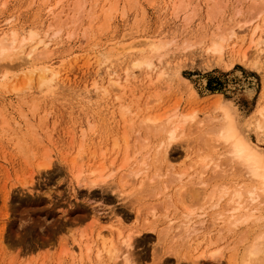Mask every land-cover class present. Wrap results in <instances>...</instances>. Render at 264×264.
I'll return each mask as SVG.
<instances>
[{
	"label": "rangeland",
	"instance_id": "rangeland-1",
	"mask_svg": "<svg viewBox=\"0 0 264 264\" xmlns=\"http://www.w3.org/2000/svg\"><path fill=\"white\" fill-rule=\"evenodd\" d=\"M84 1L0 0L1 31L11 33L16 30L19 37H27L33 31L38 33L23 52L0 58V65L22 63L32 45L44 39L49 44H38L33 51L36 63L47 62L59 71L51 95L44 94L36 79L24 86L21 80L15 82L18 89L11 84L5 88L0 85V264H121L119 259L109 262L96 260L94 248L87 257L82 252L84 260L80 259L77 247L74 254L69 249L75 244L74 238L93 233L96 226L93 219L99 214L106 229L115 215L122 218L125 226L136 229L132 264H196L184 254L190 253L194 257L201 250L212 248H220L222 255L214 258L203 256L200 264L238 263L245 245L253 239L251 236L254 237L261 228L264 230V219L255 220V224L251 219L230 227L223 213L227 209L226 213H230L232 203H228L226 196L219 200L218 191L210 198L205 194L211 192L215 182L222 183L224 180L226 183L229 179L237 180V176L213 174L211 168L215 163L209 159L212 156L207 158V162L210 160L209 163H213L211 167L208 165L210 169L208 166L202 169L199 161L207 148L202 142L205 137L198 138L201 134H197L200 130L194 123L197 120L190 122L191 127L188 124L185 137L172 143L171 155L175 165L172 162L170 169L181 170L189 164L187 168L192 183L190 180L187 183H191H188L190 187L196 184L194 187L198 190L202 186L197 181L207 177V188L202 189L204 194L200 195L202 200L200 197L197 200L189 186V192L193 193H185L182 195L184 200H175V204H169L164 195L151 194L152 184L147 186L151 192L146 186L140 187L139 182L138 185L134 182L135 186L132 182L120 191L117 183L120 181L119 173L128 171L122 169L115 177L99 185H78L69 163L81 151L86 156L84 166L93 156L96 160L116 157L118 162L121 161L123 153L113 147V140L120 137L123 126L126 127L121 109L127 103L138 114L165 113L177 105L181 111L197 112L198 123L209 118L206 121L208 125L211 117L218 114L216 99L220 93L222 97L236 102L244 122L256 108L264 84V43L249 47L246 59L242 55L250 44L252 25L264 23V0ZM260 10L259 16H256ZM249 20L252 22L244 23ZM231 28L234 33L225 42L222 54L212 51L209 46L214 36L225 35L224 31L229 36ZM148 38L166 42L159 55L153 58L155 70L132 66V59L140 56V51L121 47L125 43H139ZM161 69L163 74L158 77ZM117 77L127 88L123 86L118 90L115 85H110L109 92L104 93L102 85ZM117 94L121 99L117 100ZM10 117L20 119L23 127H28L27 123L37 126L34 128H37L41 139L35 140L36 133L32 131L25 133V130H15L17 127L14 124L9 126L7 120ZM207 125H203L205 129H208ZM23 133L34 135L23 143V146L26 143L25 149L17 137ZM258 133L254 127L249 130L252 140L264 148V141L257 138ZM46 154L52 156V164L39 166V160H46ZM197 155L200 157L197 158ZM151 168L155 170L156 166L151 165ZM166 169L163 166V171ZM170 169L168 172H171ZM201 170L207 172L199 173ZM187 176L186 179L189 178ZM231 180L230 187H233L235 183ZM171 183L166 191H176L173 187L177 189L180 185L176 187L175 182ZM131 190L139 191L135 194L130 193ZM246 194L248 192L245 191L244 196ZM138 207L141 211L137 219ZM187 207H192L195 221L198 219L203 225H199V234L192 235L190 246H183L182 241L186 238L182 237V228V232H178L177 225L185 220L183 216ZM261 208L264 209V206ZM261 208L259 212L264 213ZM150 209H156V214L152 215ZM218 212L224 216L221 217ZM93 214L96 215L93 217ZM169 219H173L174 229L163 238L161 228ZM200 226L204 228L200 229ZM180 237L184 240L181 241ZM82 238L84 243L87 238Z\"/></svg>",
	"mask_w": 264,
	"mask_h": 264
},
{
	"label": "bare ground",
	"instance_id": "bare-ground-1",
	"mask_svg": "<svg viewBox=\"0 0 264 264\" xmlns=\"http://www.w3.org/2000/svg\"><path fill=\"white\" fill-rule=\"evenodd\" d=\"M81 4L84 5V3H81ZM115 4L113 6H115ZM260 9H262V8H260ZM260 12H261V10L256 13L257 14L256 16H259ZM250 21L251 20H249L247 22L244 21V23L249 24ZM230 30H231L232 34L230 33L229 36H228V34H226L227 32H225V31L223 32V33H225V35L220 33L217 36H214V39L212 40V43L210 44L209 48L214 52H218V53L222 54V51L225 48V42L228 40L229 37H232V35L234 33L233 28H231ZM15 31L12 30L11 33H7L6 31L0 30V58L11 57L14 53H16L18 51L23 52L25 50V48L27 47L28 43L33 41L35 39V37H37V35H38L37 32L33 31L30 33V35H29V33H27L29 36H27V37L21 36L22 37L21 38V37H19L18 32L16 33ZM22 34H24V33H22ZM41 43H43L45 45L49 44V42L47 40L45 41L44 39H40V41L37 44H35L34 46L32 45V49L26 53V56H25L26 59L24 58L25 61H23L22 63L14 65L10 62L11 64L5 63V64L0 65V83H1L0 85L2 87L8 86L11 84V86L14 88L15 82H17L19 80H21L20 81L22 83L21 85L24 86L25 84H29L30 81L36 79L37 85H40V88L43 90L44 94L51 95L52 93H54V89H55L54 88V85H55L54 82L56 81V78L59 76L58 69L55 68L53 65H49L47 62L42 63V64H37L36 63L37 58L35 56H33V51L36 49V45L41 44ZM165 43L166 42H163V41L156 42L154 39L152 40L151 38L150 39L148 38V39L143 40V41L140 40L139 43H133V44H126L125 43L121 47L124 49H128V50H133L136 48V50L140 51L139 53H141V55L138 56L137 58H135L134 60L132 59V66H134V67L144 66L146 68H150L151 70H155V68L153 67L154 66V59L153 58L156 55H159V51H161V49L164 47ZM261 43H264V23L256 22L252 25L251 41H250V44L248 45V48L245 49L242 53L243 58L246 59V57L248 55L249 47H251L253 45L259 46ZM241 46H242V44L239 47H241ZM45 47H47V46H45ZM46 49H44V50H46ZM148 49H149V51H147ZM238 51H240V48ZM41 53H43V52H41ZM40 56H41V54H40ZM14 69H17V70L12 71ZM128 71L129 70L126 69L127 75H128ZM163 71L164 70H162V69L160 70V72L158 73V77H161V74H163ZM127 79L128 78H126V81H127ZM154 80H155V78H154ZM110 85H115V87H117L118 90H120L124 86V84L121 82L119 77L113 78V79L110 78L108 81V84L102 85V89H103L104 93L109 92V90H110L109 86ZM95 87L97 88L96 85H95ZM125 87L126 86H124V89H125ZM16 88L17 87H15V89ZM196 93L197 92L195 91V94ZM116 98H117V100H119V98L121 99L120 94H117ZM148 100H149V98H148ZM36 102H38V101H36ZM146 102H148V101H146ZM137 104H138V102H137ZM147 104H149V103H147ZM129 105L130 104L127 103L126 105H124V108L123 107H122V109L120 108L121 111L123 110L122 111V113H123L122 117L125 121L124 125H126V127L123 126L124 129L122 128L123 132L120 135V137L114 138V140H113L114 141L113 147L115 149L118 148L123 153L121 161L118 162L116 157L111 158V160H105V159L103 160V159L98 158L99 159V161H98V159L96 160V156H93V159L90 160L88 165L84 166V160L86 159V156H85L84 152L81 151L77 155L72 157L71 161L69 163L70 170H71L72 176L74 178V181H76V183H78V185H86V186L89 185L92 187L96 184L99 185L102 182L108 181L107 179L110 180L111 178L115 177V175H117L118 172L122 169L124 171L125 170H128V171L127 172L121 171L119 173L120 181H118L117 183L121 187L120 191L124 190L128 185L132 184V182L137 183V185L139 182L140 187H142L141 185H143V186H146L145 188H147L148 185L152 184L151 187L153 188V190L152 189L151 190L153 191V193H151V194L156 193V195H164L163 197L165 199L167 198V202L169 204H172V203L175 204V202H174L175 200L179 201L182 198V195H185V193H187V192H188L187 194L189 195V193H191L192 191L196 195L195 197H198L197 200H199V197L201 199V196H203L202 194H204V192H203L204 190H202V189H204L206 187V185H208L207 177L206 178L201 177L200 179H199V176L197 177L199 179L197 181V183H200V185L202 186V187H199V190H198L197 189L198 187L195 188L196 184L194 185L195 187L192 184L191 185L192 188L189 185L192 183V180H191L192 176L189 177V174H190L189 173L190 171H188L189 167L187 168V166L189 164L183 168L181 166V168H182L181 170H173V168H171L173 170L172 171L170 169V167H172V165L174 164V162L172 161L173 160L172 158H174V156H173V154L171 155V152H172L171 150L173 149V148H171V145L178 138L187 134L185 132V130H187L189 127H191L190 124L192 122H194L196 120L198 121V119H196V117H197L196 113L197 112H195L194 110H192V111L190 110V112H189V110H188V112L187 111L186 112L181 111L178 109V106L175 105L174 108H172L171 110L168 109L169 111L166 110L165 113L154 112V113L143 114V112H142V114H140V113L138 114L136 110H134V109L131 110L130 109L131 106L129 107ZM144 105H145V102H144ZM138 107H136V109ZM216 108L218 109V111H216L218 114L211 117V120H210L211 123L209 122L210 125L206 124V121H209V118H208V120H205L202 123H201L202 120L201 121L199 120V123L196 121L198 123V125L196 124V122H194L195 125L197 127H199V129H200L198 131V128L195 126V128H197V131H198V132L196 131L198 136L201 134L198 138H200L201 136L205 137L206 140L202 141V142L205 144L204 145L205 148L208 149V151L206 149V151H205L206 153L204 155H201V160L199 162L202 163V166L204 167V168L202 167V169L205 170L208 165L210 167L212 166L210 164H213V163H209V161L212 159L213 162L215 163V166L213 168H211V170L212 169L214 170L213 174H218L221 176L236 175L237 180L234 179L232 181L231 179H229V181H227L226 183L223 180L222 183L217 182L219 184H217L215 182L216 184L214 183V188L212 187L213 188L212 189L210 187L212 189V190H210L211 192L207 190V192H210V193L209 194L205 193V194L210 198V197L215 196L217 194V192L215 193V191H218L217 197L219 200L226 196L228 203H230V204L232 203L233 206L231 205V208H229L230 213H228V212L226 213V211H228L227 208H226L227 209L226 211L224 210L225 213H223V214H225L226 216H224L223 214H220L218 212V215L220 214L221 217L223 215L224 217L227 218V220H229L230 224L227 223V224H229L228 226H230V225L232 226L233 224L237 225L238 223H242V222L246 223V222H249L251 219L255 224L256 221H258V220L261 221V219H264L263 211L259 212L260 208L264 206L263 205L264 204V148L252 140V138L249 135V130L252 127H254L256 129V131L259 132L257 138H259L261 141H264V84H263V90L261 92L260 99L257 103L256 108L253 110L252 114L244 122L241 121V113L242 112L240 113L239 107L236 105V102L234 103L232 100L222 97V94L220 95V93L218 94V98L216 99ZM21 109H19V110H21ZM141 109H143V108H141ZM137 110H139V109H137ZM145 111H146V109H145ZM3 118L5 119V117H3ZM205 118H206V116H205ZM7 121H8L7 123L9 126L11 124L16 125L17 128H15V130H18V131L25 130V133H27L28 131H32L33 133H36L37 138H34V135L25 134V133L17 135L18 142H22V143H20V145L22 144L21 145L22 148L26 147L25 146L26 143L24 144V146H23V143L28 141L27 140L28 138H31V139L34 138L35 140L41 139L40 133L36 131L37 128H34L37 126H29L30 123H27L28 127H26L24 125V127H25L24 128L20 119L11 118V117ZM24 121H25V119H24ZM24 121H23V123H24ZM29 121L30 120H28V122ZM25 123H26V121H25ZM188 124L190 125L189 127H188ZM31 125H33V123ZM203 125L204 126L207 125L208 129H205ZM30 127H32V128H30ZM200 139H202V138H200ZM29 143H31V142L29 141ZM197 145H198V143H197ZM80 149H82V148L80 147ZM199 150H200V148H199ZM25 151H27V150H25ZM195 152H197V151H195ZM48 156H49V158H48ZM48 156L46 154V157H47L46 160L41 159V160H43L41 162L39 160L38 165L39 166L40 165L47 166V165L52 164L53 160L50 159V158H52V156H50V154H48ZM190 156H192V155H190ZM198 156L200 157V155H197V158H198ZM211 156H212V158H209L210 160L207 162V158L211 157ZM172 162H173V164H172ZM195 163H196V165L198 164V162H196V160H195ZM144 165L146 166L145 169H144ZM151 165H155L156 169L152 170ZM163 166H166V168H167L166 171H163ZM209 166H208V169H210ZM169 169L171 170V172H168ZM204 170H201L199 173L207 172ZM128 176L131 178L128 179L127 178ZM186 176L189 177L190 179L189 178L186 179L185 178ZM238 176H240L241 178ZM208 178L210 179V177H208ZM147 179L152 181V182L148 181ZM230 180L235 183V184H233V187H230ZM147 181L149 184L146 183ZM187 181H189L191 183L188 182L189 183L188 184ZM221 181H222V179H221ZM225 181H226V179H225ZM171 182L172 183L175 182L176 187H178L177 184H180L177 189L175 187H173V189L176 191H172L171 189H170V191H166V188L169 187V185H170L169 183H171ZM135 183L133 186H135ZM186 184H188V185L186 186ZM185 186H186V188H185ZM188 186H189V189L192 190L191 192H189L190 190H188ZM130 189L131 188H129V190ZM200 189H201V191H200ZM127 190H128V188H127ZM245 191L248 192V195L246 194L247 196L246 195L244 196ZM131 192L135 193L136 191L131 190L130 193ZM148 192H151L150 188L148 189ZM139 194H140V192L137 195H139ZM137 195H135V196L137 197ZM183 198H182V200H184ZM194 204H196V203H194ZM225 204H226V202H225ZM138 206H139V204H138ZM139 207L137 208V214H135V217L137 219L139 217V212L141 211ZM191 208H188V207L186 208V211H184V216H183L185 218V220L183 219L177 225V227H179V230H180L178 232L183 231V233L185 234L184 235V234L180 233L183 235L182 236L183 238H186L185 241L183 242L182 240H184V239L183 238L181 239V237H180L183 246H190L191 242H193L192 241L193 239L191 240L192 235L195 234L196 232L198 233V231H200L199 225H203L200 223L201 221L200 222L198 221V219L195 221V217L193 216L195 213H193V211H192L193 209H191ZM261 209H263V208H261ZM150 210H152V211H150V213H152V215L156 214L154 212L156 209H150ZM235 210L238 212H236ZM231 211H235V212H231ZM147 212H148V210H147ZM222 212H223V209H222L221 213ZM94 215H96V214H93L91 216L94 217ZM87 216H89V215H85V217H87ZM85 217H83V215H82V219H85ZM94 218L95 219H93V220H94L96 226L94 228V231L91 230V231H93V233L92 234H81L80 238L76 239V240L74 238L73 244L74 243L75 244L71 245L69 248L73 252L72 254H74L75 250L78 248L79 252L81 253L80 259H82L83 258L82 252L84 253V256L87 257V255H89L88 252L92 251V249L94 248L96 260H98V258H99L100 260L103 259L104 262H106V261L109 262L110 260H113V259L114 260L119 259L121 264H132V261H133L132 247L134 244L136 229H133L134 227L132 228L131 226H130V228H129V226L127 227V225L125 226V224H123L124 222H122V218L117 216V215H115V218L108 225L107 229H106L105 225L102 224V221L99 219L100 214H99V217L95 216ZM226 218H224V219L222 218V219L225 220ZM173 219H169L167 221V224L165 225V227L161 228V234H160L161 237L164 238L165 236H167L168 232L171 229H174V227L172 226L173 225ZM171 220H172V222H171ZM223 220H222V222H223ZM227 220H226V222H227ZM253 222H252V224H253ZM222 224H224V223H222ZM248 225H250V224H248ZM261 225H262V223H261ZM200 227H201L200 229L204 228L202 226H200ZM210 227H208V229ZM180 228H182L183 230ZM233 229H234V227H233ZM91 231H90V233H91ZM197 233L195 235H197ZM173 235H175V233ZM84 236L87 239L85 240L84 243H82L81 240L84 239V238H82ZM251 238H253V239L249 243L246 244L247 246L245 245V247H246V248L244 247L245 250H243V252H241L242 255L238 254V255H240L239 260H238L239 262L237 261L238 263L234 262L233 264H235V263L236 264H264V230H262V228H261L260 232L257 231V233L254 235V237L252 235ZM251 238H249V239H251ZM168 242H169V239H168ZM174 245H175V243H174ZM178 245H179V243H178ZM219 249H217V248H215V249L212 248L210 250L204 249V250H201V252H199V254H197L194 257L190 256L189 255L190 253L188 255L184 254V256L188 257L189 259L191 257L192 258L191 260L193 261V263L196 262V264H200L199 261H200L201 257H203V256H211V257L213 256V258H214V256H218L220 254L222 255L221 250H219ZM90 254H91V252H90ZM182 257H183V255H182ZM82 260H84V259H82Z\"/></svg>",
	"mask_w": 264,
	"mask_h": 264
}]
</instances>
